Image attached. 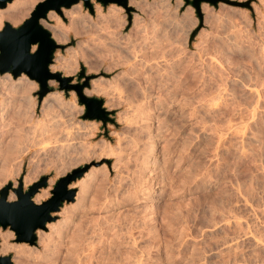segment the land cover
I'll return each mask as SVG.
<instances>
[{
    "label": "rangeland",
    "instance_id": "obj_1",
    "mask_svg": "<svg viewBox=\"0 0 264 264\" xmlns=\"http://www.w3.org/2000/svg\"><path fill=\"white\" fill-rule=\"evenodd\" d=\"M16 1L0 8V29L21 24L41 0L17 24L8 18ZM230 1L248 5L201 2L200 21L184 0H129V19L115 3L90 0L89 12L79 1L49 10L58 40L50 12L39 19L57 45L49 71L59 59L69 84L91 76L83 94L102 99L112 121L82 119L75 92L54 79L38 100V83L17 76L29 85V122L16 184L27 173L29 185L45 177L42 202L56 180L77 176L66 185L72 200L32 245L0 226L10 246L0 256L18 264L22 250L28 264L41 263L38 234L56 226V264L264 263V0Z\"/></svg>",
    "mask_w": 264,
    "mask_h": 264
},
{
    "label": "water",
    "instance_id": "obj_2",
    "mask_svg": "<svg viewBox=\"0 0 264 264\" xmlns=\"http://www.w3.org/2000/svg\"><path fill=\"white\" fill-rule=\"evenodd\" d=\"M81 1L89 12L92 11L90 0H41L35 4L29 16L18 26H11L7 22L3 23L0 29V74L8 72L13 78L19 74H25L29 79L38 83L39 90L37 98L48 92L47 81L54 79L58 82V88L63 90L72 89L77 97V102L83 106L82 119L100 120L102 124L106 121L111 122L109 115L112 113L103 107V101L94 96L83 94V88L88 86L91 76L83 75L79 72L82 81L69 84L70 78L62 77L58 72H50L48 66L57 45L50 38L49 33L43 29L38 21L45 18L49 10L59 13L61 7L68 8L72 4ZM105 6L115 3L121 6L129 19L131 7L127 5L128 0H94ZM217 1L236 6L248 5V2H235L230 0H184L190 4L195 11L199 21L201 14L199 5L201 2L215 5ZM10 0H0V8L4 7ZM35 45V49L31 47ZM77 176L73 171L64 177L59 178L50 191L51 196L46 200L35 204L30 197L39 187L45 186L46 178L41 177L37 182L22 189L21 177L17 179L16 188H11V183H6L0 188V226H8L15 234L16 242H26L32 245L35 240V230L45 229L48 222L54 220L52 212H56L63 201H71L74 190L67 189V183ZM11 190L15 195V200L7 201L8 191ZM0 264H11L9 256H0Z\"/></svg>",
    "mask_w": 264,
    "mask_h": 264
},
{
    "label": "bare ground",
    "instance_id": "obj_3",
    "mask_svg": "<svg viewBox=\"0 0 264 264\" xmlns=\"http://www.w3.org/2000/svg\"><path fill=\"white\" fill-rule=\"evenodd\" d=\"M36 1L37 0H20L19 2H17V1L14 2L10 6V9H11V11H12L13 14L12 15H8L9 16L8 18L12 21V23L18 22L20 20V18L22 19V17L29 11V9L31 8V6L33 4H35ZM128 2H129V0H128ZM128 2H127V4H128ZM76 4H78V3L72 4L71 7L73 5H76ZM129 5H132V3L130 2ZM76 9L79 10L80 9V6L78 5ZM48 13H49V15L47 17V14ZM47 14H46V17H47L48 21H50V22L53 23L52 25H48L49 26V29H50V32H51L52 36L54 37V40H58L59 36H61V28L56 23V20H55L56 17L54 16V14L51 13V11H48ZM67 15H68V13H66V16ZM64 16H65V14H64ZM1 19H2V17H1ZM1 19H0V22H1ZM0 25H1V23H0ZM32 49L33 48L31 47V50ZM58 60L59 59H56L55 65L52 66V67H50V72H56V69H58V65H57L58 64ZM62 77H65V76H62ZM28 86L29 85L24 81V79L22 77L21 78H18L17 80H15L13 82L10 81L9 77H6V76L0 78V185L5 180L10 179V180H13L14 181L13 187H12V183H11V188H16V186H17V184H16V182H15L14 179L17 176V174H18V172H19L20 169H19V167H17L18 168V170H17L16 169V166L18 165L19 161H21V159H22L21 158L20 147H21V144L23 143V134L25 132V130H24L25 125L24 124H26L27 122H29V121H27V120H29L28 119L29 117L27 118V113H26V110H25V107H26L25 106V104H26L25 103V100H27L26 96L28 94V89H29ZM50 98L53 99L54 97L53 96L52 97L50 96ZM54 100H55V98H54ZM45 103H46V101H45ZM13 120H16V122H18V125L15 124V126L16 125L17 126H16V128L14 127L13 129H16V131L15 130L13 131V129H12V133L13 134L12 135H9L11 133V127L13 126V124H12ZM14 132H15V135H14ZM13 135H14V137L11 138ZM8 136H11V137L9 139L10 141L8 140V142H7ZM33 138H35V137L33 136ZM33 179L34 178H32L29 175V173H27L23 177V185H24V187L22 186V188L25 189V186L27 184L29 185V183H31L33 181ZM21 181H22V179H21ZM38 191L35 192L32 195V197H31V201L33 203H35V204L40 203V201L43 200L48 195L46 190L45 191H40L39 193H38ZM14 198H15L14 195L9 192L7 194L6 200L7 201H13ZM61 222H63V221H61ZM48 224H50V223H47L45 226H47ZM60 226H62V225H60ZM48 229H49V233H50V234L48 233L49 235L38 234V240H39L38 241V246L39 247H42L43 248V251L40 253L41 256L38 255L39 253H36V254L38 256L39 261H41L42 264H56V260L58 258L57 257V250L59 248L56 249V245L51 240V239H53V238H51V235L57 234V236H60V234H61L60 231L62 230V228L61 229L59 228L60 230H58L56 226H48ZM0 235L3 238V240H2L3 242L0 244V253H3L10 246H8L7 243H6V241H5V236H4L5 234L3 235V234L0 233ZM8 238H9V236H8ZM251 238H253V237H251ZM252 240H256V238H254ZM51 241L53 242L52 243L53 246L52 245L51 246L53 248L55 247L54 249L51 248V246L49 244V243H51ZM12 248L21 249V247H14V246H12ZM28 249H30V248H28ZM31 250H33V249H31ZM40 250H41V248H40ZM21 252H22V250H21ZM21 252L18 251V253L15 254V256L16 255L17 256L14 257V258L15 259H18L17 260L18 261V264H25V262H26L27 259H24L25 256ZM23 252H25V251H23ZM36 252H37V250H36ZM38 252H39V250H38ZM27 253H28V251H27ZM25 255H26V252H25ZM31 255L29 256V258L31 257ZM145 256L147 257V255H145ZM14 258H12V259H14ZM31 258L28 259V260H30V262L33 263L34 261L33 262L31 261L33 258L32 259ZM38 259L36 261H38ZM199 259H196V260H199ZM28 260L26 262L27 264H28ZM193 262L194 261H192V263H189V264H193ZM197 262H195V263H197ZM237 262H238V260H237ZM204 264H206V263H204ZM238 264H239V262H238ZM262 264H264V263H262Z\"/></svg>",
    "mask_w": 264,
    "mask_h": 264
}]
</instances>
